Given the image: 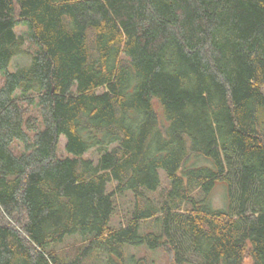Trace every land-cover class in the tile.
I'll use <instances>...</instances> for the list:
<instances>
[{
    "label": "trees",
    "instance_id": "16d2710c",
    "mask_svg": "<svg viewBox=\"0 0 264 264\" xmlns=\"http://www.w3.org/2000/svg\"><path fill=\"white\" fill-rule=\"evenodd\" d=\"M126 245L264 264V0H0V264Z\"/></svg>",
    "mask_w": 264,
    "mask_h": 264
},
{
    "label": "rangeland",
    "instance_id": "374dc122",
    "mask_svg": "<svg viewBox=\"0 0 264 264\" xmlns=\"http://www.w3.org/2000/svg\"><path fill=\"white\" fill-rule=\"evenodd\" d=\"M28 33V27L25 22H21L16 27V32L18 34H22L26 36V32ZM24 47L27 49L30 48L29 39L24 37ZM28 61V57L26 56H18L14 61V66L17 64H24ZM65 139L64 136L61 135L57 147V153L59 156H67L69 155L64 149ZM71 156V155H69ZM97 154L94 150L86 152L83 157L90 158L93 160L97 159ZM161 185L160 187L154 191L147 193L150 197H152L156 202H159L161 199V195L163 194V190L167 187V180L164 177L163 173H160ZM212 200L215 206H222V190L220 187H216L212 193ZM115 202V211L112 215V219L110 225L113 228H117L126 223L127 218L131 215V212L134 207V196L130 191H125L124 193L118 194L114 197ZM151 220H147L142 224L140 229V233H144L145 227L147 225L151 227H155L152 224L150 225ZM157 229V228H154ZM83 244L79 236H68L64 239V241L58 245L59 249H61L62 253L66 252L69 256L76 253V249L78 247L82 248ZM108 256L101 250H95L89 258L86 259V264H107ZM170 255L165 250L161 248H157L155 250H151L147 248L145 245L141 246H131L126 245L124 248V260L123 264H169ZM245 264H250V260L247 259Z\"/></svg>",
    "mask_w": 264,
    "mask_h": 264
}]
</instances>
